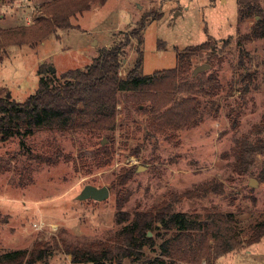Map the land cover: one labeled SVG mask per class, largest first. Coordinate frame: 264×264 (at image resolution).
Segmentation results:
<instances>
[{
    "label": "rangeland",
    "instance_id": "374dc122",
    "mask_svg": "<svg viewBox=\"0 0 264 264\" xmlns=\"http://www.w3.org/2000/svg\"><path fill=\"white\" fill-rule=\"evenodd\" d=\"M55 1L1 0L0 38L10 30L32 27L43 17L54 22L49 5ZM258 1L264 8V0ZM241 7V0H108L73 15L71 28L56 29L36 45L4 49L0 97L11 93L22 102L37 91L40 68L49 70L57 83L63 73L91 65L103 49L131 37L120 71L124 76L137 59L134 32L146 20L145 75L173 69L178 52L211 42L215 49L210 46L192 57L191 72L209 63L205 72L215 74L222 89L214 99L198 94L199 125L177 132L160 126L161 119L147 110L148 104L140 110L126 103L125 95L112 130L44 129L1 142L0 255L41 243L50 245L52 254L37 264H73L64 243L83 246L107 240L129 223L117 222L127 212L133 216L153 210L174 194L192 190L191 196L174 203L177 212L199 218L232 214L242 237L239 248L214 264H264V237L256 244L247 242L250 229L264 220V151L246 160L247 172L234 166L238 139L264 141L263 130L254 134L255 126L264 125V38L245 37L255 19L240 20ZM103 148L112 152L105 165L98 157ZM39 157L54 158L53 163ZM132 168V179L120 185L119 177ZM251 179L257 181L255 187ZM207 182L210 188L217 184L218 190L204 195L193 191ZM87 185L106 186L110 195L102 201L79 199ZM198 245L199 239L193 247ZM158 246L147 254L159 253Z\"/></svg>",
    "mask_w": 264,
    "mask_h": 264
},
{
    "label": "trees",
    "instance_id": "16d2710c",
    "mask_svg": "<svg viewBox=\"0 0 264 264\" xmlns=\"http://www.w3.org/2000/svg\"><path fill=\"white\" fill-rule=\"evenodd\" d=\"M107 2L56 0L49 5L54 22L43 17L32 27L10 30L0 38V63L6 47L36 45L56 29L71 28L70 18L73 15L90 10L94 4L104 5ZM241 5L240 20L255 19L250 34L245 37L251 40L264 38V8L260 1L241 0ZM258 16L260 19H256ZM146 28V20H143L134 32V38L138 41L137 59L124 76L120 75V71L124 67L125 48L131 42V37L126 43L103 49L91 65L63 73L57 83L49 70L40 68L39 87L25 101L18 102L7 94L0 97V143L23 133L33 134L44 129L112 130L116 125L117 106L125 95V102L132 103L140 110L143 109L142 105L148 104L147 110L157 114L156 119H161L160 126L168 127L169 131L177 132L198 126L202 118L198 94L209 95L214 99L222 89L215 74L207 75L205 72L193 76L191 72L192 57L204 49H210L211 42L178 52L175 68L145 75L142 46ZM226 45L224 42L222 48ZM211 48L215 49L213 46ZM262 130L263 124L255 126L254 134ZM235 151V169L247 172L250 165L246 160L264 151V141L258 139L253 143L250 136H243L238 139ZM100 155V164L111 161L112 152L109 148L101 149L98 157ZM37 159L53 163L54 158ZM135 171L136 168H132L123 173L119 177L120 185L131 180ZM208 184H202L193 191L204 195L218 190L217 184L213 188ZM192 194V190L181 196L174 194L171 201L164 205L146 212L137 211L133 216L127 212V217L117 222L122 224L129 220V223L107 240L88 241L83 246L64 243V248L72 256L73 264H126V261L129 264H179V261L201 264L203 260L214 264L216 259L239 248L242 237L232 214L208 213L199 218L198 215L174 209L176 201ZM118 201L121 205L120 199ZM150 232L156 233L150 236ZM263 237L264 220L250 229L247 242L256 244ZM197 239L199 245L194 248ZM157 246L159 253L154 256L147 254L148 250H156ZM51 254L50 245L36 243L32 249L14 250L0 255V264H37L47 260Z\"/></svg>",
    "mask_w": 264,
    "mask_h": 264
},
{
    "label": "water",
    "instance_id": "95a60500",
    "mask_svg": "<svg viewBox=\"0 0 264 264\" xmlns=\"http://www.w3.org/2000/svg\"><path fill=\"white\" fill-rule=\"evenodd\" d=\"M211 68V65L209 63H204L202 65L197 66L194 71H193V76L198 75L199 73L205 72L208 69ZM50 71L55 72L54 68H50ZM8 96H11V93L8 94ZM106 141H103V143H105ZM257 181L255 179H251L250 185L252 187H255L257 185ZM110 195V190L108 187H102V188H98L96 186L93 185H87L83 191L82 194L79 196V199H94L97 201H102V200H106ZM149 235L151 236L152 234L149 233Z\"/></svg>",
    "mask_w": 264,
    "mask_h": 264
}]
</instances>
